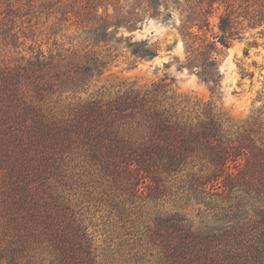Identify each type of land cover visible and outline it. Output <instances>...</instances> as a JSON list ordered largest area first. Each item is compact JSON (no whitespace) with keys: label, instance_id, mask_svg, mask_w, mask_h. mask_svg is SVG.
Wrapping results in <instances>:
<instances>
[{"label":"trees","instance_id":"16d2710c","mask_svg":"<svg viewBox=\"0 0 264 264\" xmlns=\"http://www.w3.org/2000/svg\"><path fill=\"white\" fill-rule=\"evenodd\" d=\"M232 2L200 0L180 21L199 41L187 68L210 95L217 45L264 24V0H238L237 32ZM215 3L225 10L209 41L198 35ZM172 6L0 0V264H264V103L233 123L167 78L88 92L110 62L98 48L157 56L126 33L170 19ZM62 32L82 49L58 43Z\"/></svg>","mask_w":264,"mask_h":264},{"label":"rangeland","instance_id":"374dc122","mask_svg":"<svg viewBox=\"0 0 264 264\" xmlns=\"http://www.w3.org/2000/svg\"><path fill=\"white\" fill-rule=\"evenodd\" d=\"M199 2L200 0H178L179 6H172L169 9L170 19L165 21L149 19L142 29L126 33L134 40L147 39L155 46L157 56L151 60L135 59L127 50L120 47L114 52L107 51L105 47L98 48L97 51L101 54L109 55L110 62L107 70L92 80L88 92L97 90L114 92L118 85L133 84L140 87L159 83L167 78L162 83H171L170 88L176 94L192 100L213 101L233 123L242 122L252 116L264 103V24L255 28H247L244 24L241 40L238 38L231 40L227 49L217 45L221 52L218 56L220 87L219 94L210 95L207 85L200 81L195 69L187 68V59L190 56L187 46L192 45L196 48L199 41L183 35L180 29V21H183L189 11L195 10ZM224 10L223 5L219 6L217 3L212 5L211 14L207 17L208 25L198 36L204 35L210 41L212 35L218 33L219 17L224 14ZM232 11L233 16H237L234 27L238 32V0H233ZM192 31L196 33L197 29L193 28ZM70 35V32H62L55 39L58 43H64L65 47L72 43L74 47L82 49V44H78L80 40L71 39ZM42 38L43 36H39L36 41L45 42V38L43 40ZM52 40L48 41L49 45ZM106 210L94 214L93 223L96 224L101 237L105 235L107 229L104 226Z\"/></svg>","mask_w":264,"mask_h":264}]
</instances>
